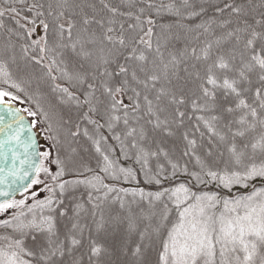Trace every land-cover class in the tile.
<instances>
[{
  "label": "snow or ice",
  "instance_id": "1",
  "mask_svg": "<svg viewBox=\"0 0 264 264\" xmlns=\"http://www.w3.org/2000/svg\"><path fill=\"white\" fill-rule=\"evenodd\" d=\"M0 133V264H264V0H0Z\"/></svg>",
  "mask_w": 264,
  "mask_h": 264
},
{
  "label": "trees",
  "instance_id": "2",
  "mask_svg": "<svg viewBox=\"0 0 264 264\" xmlns=\"http://www.w3.org/2000/svg\"><path fill=\"white\" fill-rule=\"evenodd\" d=\"M14 104L17 105L19 108L33 107V105H31V104H29V103H27V102H25V103H23V104H20V103L14 102ZM25 116H26V118H27L29 121L32 120V119H34V118H32V117H28L26 114H25ZM35 131H36V130H35ZM44 137H45V133H44V132H40V134H39L38 137H37V138H38V141H39V147H40V149L48 150V145H49L50 142L47 141ZM93 164H94V161H93ZM42 178H43V176H42ZM214 190H215V189H214ZM36 191H37L38 193H40V195L38 196V198H41V199H42L44 196L47 195V192H46V191H43V190L40 189V188H37ZM24 196L27 197L29 200L31 199L30 195L27 194V193H25ZM21 198H24V197H22L21 195H19V196L16 197L15 199H21ZM11 211H12V210H9V213H10ZM3 216H4V218H8V213L3 214Z\"/></svg>",
  "mask_w": 264,
  "mask_h": 264
},
{
  "label": "water",
  "instance_id": "3",
  "mask_svg": "<svg viewBox=\"0 0 264 264\" xmlns=\"http://www.w3.org/2000/svg\"><path fill=\"white\" fill-rule=\"evenodd\" d=\"M13 106L14 107H16V108H19L17 105H15V104H13ZM6 119L8 120V122L9 123H11V120L10 119H8L7 117H6ZM28 119L26 118V116H25V124H27L28 123ZM15 127V126H14ZM33 132H35V130H33ZM4 139V134L3 133H0V140H3ZM38 139V138H37ZM40 149V147H39V141H38V150ZM2 164H3V161L2 160H0V166H2ZM22 191V190H21ZM19 195H21V193L20 192H16L15 194H14V196L12 197V198H16V197H18ZM3 198L2 197H0V200H2Z\"/></svg>",
  "mask_w": 264,
  "mask_h": 264
}]
</instances>
